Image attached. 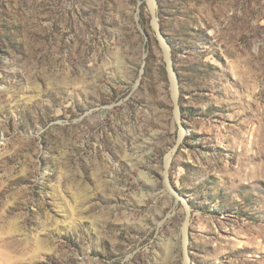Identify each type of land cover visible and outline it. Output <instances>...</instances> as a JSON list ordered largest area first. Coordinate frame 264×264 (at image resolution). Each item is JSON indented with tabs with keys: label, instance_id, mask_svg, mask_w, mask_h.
Returning <instances> with one entry per match:
<instances>
[{
	"label": "rangeland",
	"instance_id": "obj_1",
	"mask_svg": "<svg viewBox=\"0 0 264 264\" xmlns=\"http://www.w3.org/2000/svg\"><path fill=\"white\" fill-rule=\"evenodd\" d=\"M153 1L0 0V264H264V0Z\"/></svg>",
	"mask_w": 264,
	"mask_h": 264
},
{
	"label": "bare ground",
	"instance_id": "obj_2",
	"mask_svg": "<svg viewBox=\"0 0 264 264\" xmlns=\"http://www.w3.org/2000/svg\"><path fill=\"white\" fill-rule=\"evenodd\" d=\"M150 3L152 4V6H154V1H153V0H150ZM164 45H165V44H164ZM171 158H172V154H169L168 157H167V162H168V163H170Z\"/></svg>",
	"mask_w": 264,
	"mask_h": 264
}]
</instances>
